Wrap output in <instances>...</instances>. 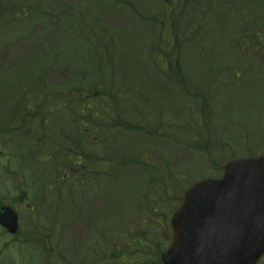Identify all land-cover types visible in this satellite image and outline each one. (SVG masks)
Here are the masks:
<instances>
[{
  "label": "rangeland",
  "instance_id": "374dc122",
  "mask_svg": "<svg viewBox=\"0 0 264 264\" xmlns=\"http://www.w3.org/2000/svg\"><path fill=\"white\" fill-rule=\"evenodd\" d=\"M55 1L57 9H53L49 13L52 16H47V21H44L40 12L46 3L52 0H0V105L5 118L12 108L21 107L18 102L22 91L32 86L40 75L45 78V90L50 91V88L59 85H71L75 75L73 70L76 67L79 74L81 62V66H90L91 73L87 75L88 79L84 80L90 96H93L92 88L95 90L97 84L109 83L108 78L114 70V79L124 73L122 81L125 83L117 89H129L135 94L141 84L145 90L151 91L152 96L164 99L161 101L162 105L170 114L161 116L155 113L153 124L165 127L166 145L156 146L167 152L166 162L171 172L183 170L184 166L191 165V169L198 171V177H193L194 183L198 179L217 174L220 167L232 159L249 156L250 151L259 156L264 155V75L262 72L251 74L245 83L235 81L229 74L222 75L226 85L232 84L222 93L217 91L219 89L216 88L215 82H212V87L204 83L200 88L198 77L205 69V59L213 61L219 58L217 52L208 55L207 48L223 41L226 46L232 48L236 42L235 39L229 40L227 33L222 30L212 34L197 33L198 21L187 22L197 9L196 2L189 0L180 16L175 12L183 4H173L169 9L172 14L163 17V0ZM246 6L249 8L248 15L252 22L259 29L264 27V13L260 14L258 2L247 0ZM30 8L31 15L26 16L24 12ZM218 14L220 12H217ZM173 20L175 21L172 24ZM169 26L171 27L166 30L162 29ZM214 27L216 25L212 24L209 29ZM214 34H218V37L213 36ZM182 35L185 43L179 47L181 46V55L184 58H181L178 70L174 68L177 58L167 49V39H178ZM82 43L84 46L91 45L92 51L87 57L80 49ZM156 43L161 47L155 49ZM215 47L212 49L215 50ZM157 57L173 58L174 61L170 62L172 71L163 72L156 78L157 72L154 73L152 67ZM244 67L247 69L249 66ZM236 73L242 75L243 69L236 70ZM211 77L214 81V75ZM148 80H153L152 87L149 85L152 82ZM17 89L20 90L19 95ZM70 103L73 105V99ZM135 103L140 104L139 101ZM145 117L146 115L143 116ZM168 118L174 119L175 122H169ZM10 120L13 125L19 122L13 119V116ZM148 124L149 121L146 122V125ZM53 130L57 132V129ZM21 133L13 139L14 142L20 139L18 144L1 138L0 150L5 143L9 149L19 146L16 149L22 150L25 142L34 141L36 138L32 137L34 133L31 130L25 129L23 135ZM43 135L46 139L47 133ZM195 138L202 144L208 141L212 160L204 161L193 155L197 154L195 150L185 148L184 145L192 146L194 142L191 141ZM41 150L46 153V143H42ZM23 164L28 198L32 204H38V209L43 198L38 190L30 187L29 181L38 165L30 160ZM11 165L14 169V165ZM120 172L123 173L119 175L122 183H130L132 186H141L148 178V173L141 168H127ZM90 173L93 177L89 183L91 196L86 205V213H82V209L73 202L72 209L50 214L52 219L63 223L64 237H72L70 245L74 256L70 264H103L101 249L103 248L107 256L112 252V248L108 246L109 241L105 238L114 231L113 229L118 232V227L124 226L128 220L122 217L121 213L124 211L121 207L116 210L108 203L107 187L110 183L107 187H99L95 184L97 174L94 171ZM123 177H126V180ZM13 187L14 184H10V188ZM156 187L150 198H146L147 202L157 210L174 212V209H170L171 201L176 199L178 204L180 192L178 197H174L171 192L164 193ZM119 188V185L116 188L109 187L112 191ZM110 218L114 222L113 226L109 225ZM165 220L170 223L171 217L167 216ZM27 225V221L21 222L22 232L32 238L33 230H28ZM1 230L0 228V232ZM107 231L110 233L103 239ZM3 240L6 245L12 238L6 235ZM15 257L16 255L11 254L5 259ZM43 260L46 264L48 256L45 255Z\"/></svg>",
  "mask_w": 264,
  "mask_h": 264
},
{
  "label": "water",
  "instance_id": "95a60500",
  "mask_svg": "<svg viewBox=\"0 0 264 264\" xmlns=\"http://www.w3.org/2000/svg\"><path fill=\"white\" fill-rule=\"evenodd\" d=\"M2 225L18 229L17 214ZM166 264H256L264 253V157L228 164L222 179L189 190L172 221Z\"/></svg>",
  "mask_w": 264,
  "mask_h": 264
},
{
  "label": "trees",
  "instance_id": "16d2710c",
  "mask_svg": "<svg viewBox=\"0 0 264 264\" xmlns=\"http://www.w3.org/2000/svg\"><path fill=\"white\" fill-rule=\"evenodd\" d=\"M233 9L239 10L240 8L238 7V5H234L233 8H229L227 12H232ZM198 11L199 9H196L194 14L188 18V23L189 21H198L199 17L195 19L198 16ZM50 12H52V10L48 9V7H46L45 10H42V20L47 21V16H52L49 14ZM166 13L167 15H169L168 11H166ZM235 13V15L233 14L228 17H231V20H234L233 23L235 22V25H244L243 29H245L247 23L242 19L241 15H238V11H235ZM208 20L217 24V26H220L212 15H207L204 18L200 19L201 23H206L208 22ZM222 21L224 22V20ZM211 22H209L208 25H211ZM201 23L198 24V26H200ZM202 30L203 29H201L200 31ZM228 34L232 37L229 32ZM181 41L183 40H181L180 38L175 39L174 37L167 39V49L172 56L177 58L174 68H177L178 70L180 69L179 62L182 60L181 58H184V56L181 55ZM170 42L172 44H170ZM164 44H166V42ZM179 45L181 46L179 47ZM154 46L155 49L161 47L157 43ZM80 49L85 57H87L88 53L92 51L91 45L89 44L84 46V44L82 43V46L80 45ZM171 61H174L173 58L166 57H157L154 60L152 69L154 73L157 72L155 74L156 78L157 76L162 75L163 72L168 73V71H172L173 68L172 64L170 63ZM79 65V74H77L76 72V67L73 70L75 74L73 84L67 86L59 85L56 86V88H50L48 95L50 96L51 111L54 112L57 106L68 109V104L72 99L73 106H80L84 121L86 125L88 124L91 128L90 134L93 137L97 136V138L101 137L102 139L100 143L95 142L96 146L94 147V150L97 155L93 154L90 159L91 164L93 163L92 160L94 159V166L102 170L104 174L108 175L112 171L116 172L118 170H121V168H123L122 166H124L126 162L125 159L121 158L125 157L126 155H130L131 157H133L136 163L142 162V159L139 155L148 153L147 148L142 147L138 153H134L129 149V144L132 143L136 145L138 143V138L140 137L139 132L142 130L141 127L138 126L139 121H144L147 119V115L145 118H143V114H141L140 111L143 112L145 109H149V112L147 114H150L151 116L154 112L160 115L166 114L165 111H162L163 106L159 102V97L152 96L149 89L145 90L139 86L135 91V94L132 96L130 102L134 103L137 106V103H135V100L137 98L140 99V101L143 103L142 104L140 102L141 107L138 108V111L141 114V119L140 114H138L137 112L135 121L130 122L125 115L117 111L118 109L116 107L117 104H115V101L124 98L130 99V94L134 92H131L128 89L124 91V93L119 91L117 95L116 93H113V90H115L118 86L121 85L123 87V84L125 83L122 81L124 73L123 76L118 75V78L116 77V79H114L115 71L113 70L111 76L108 78L109 83L101 85L97 84L95 90L92 88L93 96H90L91 94L89 92V89L84 83V80L88 79L87 75L91 73L90 66H88V64L81 66V62L79 63ZM159 80L160 79H157V81ZM149 82H152L150 83V87H152L153 80H149ZM221 87L223 88L224 84L219 86V89ZM157 94H160L159 91L157 92ZM42 97L43 96L41 95V98ZM66 112V116L69 118L68 120L73 121L76 115L70 109L65 110V113ZM95 122L104 123V125L99 126L98 124H95ZM146 122H148V119ZM76 124H79V122L77 121ZM107 124H110V127H107ZM98 127L101 129H98ZM106 128H108L109 130H106ZM97 133L99 135H97ZM88 150L89 152H92L90 148H88ZM134 154H138V156H135ZM78 162H80V160H78Z\"/></svg>",
  "mask_w": 264,
  "mask_h": 264
},
{
  "label": "flooded vegetation",
  "instance_id": "af4514ba",
  "mask_svg": "<svg viewBox=\"0 0 264 264\" xmlns=\"http://www.w3.org/2000/svg\"><path fill=\"white\" fill-rule=\"evenodd\" d=\"M7 159V157H6ZM19 183L22 185L24 184V177L21 176V178H19ZM4 186H6V188H8L9 186V176L6 174L4 176L3 179L0 180V187L4 188ZM9 189V188H8ZM1 196L0 195V207L3 206L6 202H11V199H10V194L8 196ZM20 196L17 197V199H19ZM260 264H264V262H261Z\"/></svg>",
  "mask_w": 264,
  "mask_h": 264
}]
</instances>
